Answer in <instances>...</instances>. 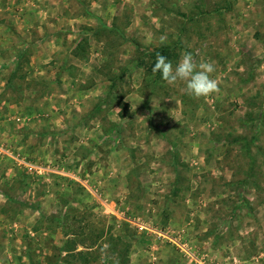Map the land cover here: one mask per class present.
Returning <instances> with one entry per match:
<instances>
[{
  "label": "rangeland",
  "instance_id": "rangeland-1",
  "mask_svg": "<svg viewBox=\"0 0 264 264\" xmlns=\"http://www.w3.org/2000/svg\"><path fill=\"white\" fill-rule=\"evenodd\" d=\"M117 262L264 264V0H0V264Z\"/></svg>",
  "mask_w": 264,
  "mask_h": 264
},
{
  "label": "clouds",
  "instance_id": "clouds-1",
  "mask_svg": "<svg viewBox=\"0 0 264 264\" xmlns=\"http://www.w3.org/2000/svg\"><path fill=\"white\" fill-rule=\"evenodd\" d=\"M167 36L160 37V43L165 44ZM214 62L197 63L191 52H184L176 66L167 56L157 53L152 72H159L161 78L170 85H174L178 80L185 82L184 91L186 94L200 97L207 96L219 91V81L212 78L211 74L215 71ZM110 245L101 249L107 259V250ZM118 264V262H117Z\"/></svg>",
  "mask_w": 264,
  "mask_h": 264
},
{
  "label": "trees",
  "instance_id": "trees-1",
  "mask_svg": "<svg viewBox=\"0 0 264 264\" xmlns=\"http://www.w3.org/2000/svg\"><path fill=\"white\" fill-rule=\"evenodd\" d=\"M97 17V19H98V21L101 23V27H103V28H110L109 26H107L104 22H102V20L98 17V16H96ZM165 48H162V47H156V48H154V52L156 53H160L161 52V54H163L164 53V50Z\"/></svg>",
  "mask_w": 264,
  "mask_h": 264
}]
</instances>
